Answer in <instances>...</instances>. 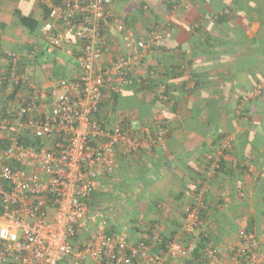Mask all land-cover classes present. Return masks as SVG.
Wrapping results in <instances>:
<instances>
[{
	"label": "crops",
	"instance_id": "1",
	"mask_svg": "<svg viewBox=\"0 0 264 264\" xmlns=\"http://www.w3.org/2000/svg\"><path fill=\"white\" fill-rule=\"evenodd\" d=\"M107 14L154 44L116 97L105 95L101 112L110 127L130 118L152 126L160 113L166 135L151 150L118 151L114 173L92 201L125 221L133 239L156 224L163 237L186 240L182 206L192 203L208 228L200 247L227 259L247 228L264 249V0H113ZM47 15L42 0H0V110L17 105L18 91L47 90L78 74L74 41L49 49ZM103 32L105 63L125 48L112 26ZM6 51L15 53L22 82L12 81ZM157 83L166 85L168 101L158 98ZM215 158L223 167L211 176ZM107 186L124 194L123 208L102 193Z\"/></svg>",
	"mask_w": 264,
	"mask_h": 264
},
{
	"label": "built area",
	"instance_id": "2",
	"mask_svg": "<svg viewBox=\"0 0 264 264\" xmlns=\"http://www.w3.org/2000/svg\"><path fill=\"white\" fill-rule=\"evenodd\" d=\"M42 1L48 47L74 41L78 74L54 80L47 90L31 85L17 92L15 107L0 110V264H264L251 229L239 230L227 259L216 247H200L208 228L198 205L182 206V240L163 237L156 224L146 237L133 239L125 221L91 204L102 180L114 173L118 151L151 150L165 140L160 113L152 126L130 118L110 127L100 108L106 94H118L130 81L154 43L137 38L121 18H109L113 0ZM107 26L121 36L125 53L104 63ZM6 54L12 81L22 82L15 53ZM157 94L168 101L165 84L157 83ZM218 163L212 160L211 176Z\"/></svg>",
	"mask_w": 264,
	"mask_h": 264
},
{
	"label": "rangeland",
	"instance_id": "3",
	"mask_svg": "<svg viewBox=\"0 0 264 264\" xmlns=\"http://www.w3.org/2000/svg\"><path fill=\"white\" fill-rule=\"evenodd\" d=\"M109 186H107L104 190H102L101 189V191H102V193H108V192H110L109 191V189L111 190L112 188H108ZM110 194H111V196L109 197L110 199V202L112 203V202H114L113 204H117V207H121V208H123L124 207V203L123 202H120L121 201V197L120 196H122L123 197V193H121V192H117V193H115V192H113V191H111L110 192ZM117 196H118V198H117ZM108 198V197H107ZM105 199V198H104ZM104 202V201H103ZM106 202V201H105ZM106 203H108V202H106ZM118 203H120V204H118ZM103 204H105V203H103ZM104 207H106V206H104Z\"/></svg>",
	"mask_w": 264,
	"mask_h": 264
},
{
	"label": "trees",
	"instance_id": "4",
	"mask_svg": "<svg viewBox=\"0 0 264 264\" xmlns=\"http://www.w3.org/2000/svg\"><path fill=\"white\" fill-rule=\"evenodd\" d=\"M56 1V0H55ZM166 89H167V87H166ZM169 94V93H168ZM117 95V94H116ZM116 95L114 94L113 95V99L116 97ZM222 167H223V164H222V162L219 160V163H218V167L215 169V173L216 172H218V171H220L221 169H222ZM214 173V174H215ZM99 194H95V195H93L94 197H96V196H98ZM96 200V199H95ZM91 204H95V201H91ZM170 238H172V237H170Z\"/></svg>",
	"mask_w": 264,
	"mask_h": 264
}]
</instances>
